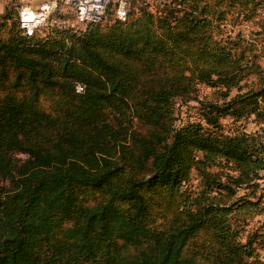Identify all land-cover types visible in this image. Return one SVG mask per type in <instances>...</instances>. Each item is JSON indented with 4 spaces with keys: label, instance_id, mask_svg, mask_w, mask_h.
Segmentation results:
<instances>
[{
    "label": "trees",
    "instance_id": "trees-1",
    "mask_svg": "<svg viewBox=\"0 0 264 264\" xmlns=\"http://www.w3.org/2000/svg\"><path fill=\"white\" fill-rule=\"evenodd\" d=\"M263 5L137 4L104 30L45 38L22 34L4 9L0 264H264V228L238 238L239 221L264 214L248 190L264 169V127L220 122L264 125V45L218 28ZM200 83L222 101L190 96ZM188 97L198 118L176 123L174 100ZM193 168L197 188L186 185Z\"/></svg>",
    "mask_w": 264,
    "mask_h": 264
},
{
    "label": "built area",
    "instance_id": "built-area-1",
    "mask_svg": "<svg viewBox=\"0 0 264 264\" xmlns=\"http://www.w3.org/2000/svg\"><path fill=\"white\" fill-rule=\"evenodd\" d=\"M11 2L12 0H2ZM18 27L22 34L45 38L54 31L80 33L88 24L101 23L109 15L125 21L143 5L151 14H157L169 0H40L36 5L14 0ZM80 88V86H79Z\"/></svg>",
    "mask_w": 264,
    "mask_h": 264
},
{
    "label": "rangeland",
    "instance_id": "rangeland-1",
    "mask_svg": "<svg viewBox=\"0 0 264 264\" xmlns=\"http://www.w3.org/2000/svg\"><path fill=\"white\" fill-rule=\"evenodd\" d=\"M25 2H31L33 3L35 0H24ZM39 1V0H36ZM11 2H16L12 0ZM15 4H9L8 2H4L0 0V15L3 14L4 9H11V11H14L16 13V10L13 8ZM240 17V16H239ZM239 17H236V15H227L226 20L224 23L219 25L220 32H225L228 34V36H234L238 33V35H241V40L244 44H251L252 46H255L256 48H262L264 45V41L261 39V36L258 35V32L261 30V27L264 25V5L260 6L256 9L255 14L250 18L246 20H241ZM134 16H131L130 19H133ZM11 20H8V23H10ZM113 22L104 21L101 24L98 25V28L101 30H104L108 28ZM216 36V35H215ZM264 51V50H263ZM259 61L262 65H264V53L260 56ZM247 82L245 81L244 87L242 90H244L247 86ZM198 89L196 92L191 93L190 96H198L199 98H204L205 100H218L221 102V97L219 96V91H216L215 88L207 86L205 84H198ZM236 92V89L234 88L232 90V93ZM193 94V95H192ZM218 94V95H217ZM219 96V97H218ZM197 97V98H198ZM174 116L176 123L181 122L182 120L187 119H193L198 118V102L197 99L187 98V101H181L179 98H176L174 100ZM40 103L43 107H47L48 102L46 99L40 100ZM220 122L225 125V127H245L249 131H253L256 129V131H261L264 127V125H258L256 122H254L251 118H242L240 117L237 121L231 118L230 115H224L220 117ZM258 127V128H257ZM263 133V131H261ZM211 169V168H210ZM213 170H216V167H212ZM261 179H259V186L252 190L249 188V191H254V196H258L259 194H262L264 196V169L260 171ZM190 180L186 183L187 186H190L192 188H197L199 184V174L198 171L193 168L191 170L190 174ZM246 189L239 188L237 190V194H243ZM235 196V195H234ZM227 197V196H226ZM255 228H264V214H255L251 217L246 218L245 222L239 221L238 222V238L240 240H244L246 233L248 230Z\"/></svg>",
    "mask_w": 264,
    "mask_h": 264
},
{
    "label": "crops",
    "instance_id": "crops-1",
    "mask_svg": "<svg viewBox=\"0 0 264 264\" xmlns=\"http://www.w3.org/2000/svg\"><path fill=\"white\" fill-rule=\"evenodd\" d=\"M40 1V0H39ZM39 1H34L33 3H31V5L33 6V5H36Z\"/></svg>",
    "mask_w": 264,
    "mask_h": 264
}]
</instances>
